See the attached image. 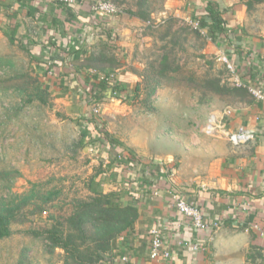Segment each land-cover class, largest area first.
Returning a JSON list of instances; mask_svg holds the SVG:
<instances>
[{"label":"crops","instance_id":"crops-1","mask_svg":"<svg viewBox=\"0 0 264 264\" xmlns=\"http://www.w3.org/2000/svg\"><path fill=\"white\" fill-rule=\"evenodd\" d=\"M92 1L82 0L78 8L72 9L58 0H0V39L29 51L45 88L71 112L77 107L76 98L80 101L95 79L91 71L95 68L72 60L75 49L82 47L90 52L114 35L121 46L118 53L124 56L119 60L125 63V54L135 40L132 25L142 22L124 15L96 14L91 10ZM189 4L194 5L191 14L201 13V0H189ZM230 5L227 10L221 7L229 22L222 36L224 42L216 40L212 48L217 54L224 51L230 55L241 79L264 88V37L248 32L246 4ZM49 62L52 75L47 71ZM121 66L114 70L117 83L129 91L137 76L125 64ZM217 107L228 109L232 128H252L255 139L234 146L227 139L208 136L200 124L180 122V131L149 134V141L163 144L166 140L175 148H153L150 142L148 149L140 146L131 154L120 142H99L101 134L93 123L80 124L84 130L79 132L87 133L80 142L91 148L93 159L102 165L92 186L104 192L127 191L124 202L134 203L140 211L132 230L118 237L114 263L264 264V101L251 95L248 100ZM120 153L133 160L129 168L119 161ZM144 177L156 183L155 189L146 191V185L139 186ZM133 180L138 184L133 186ZM174 191L197 205L207 220L220 221L221 227L207 232L195 229L175 207L171 195ZM154 227L162 230L170 257L150 258L149 233ZM122 256L129 260L121 262Z\"/></svg>","mask_w":264,"mask_h":264},{"label":"rangeland","instance_id":"rangeland-1","mask_svg":"<svg viewBox=\"0 0 264 264\" xmlns=\"http://www.w3.org/2000/svg\"><path fill=\"white\" fill-rule=\"evenodd\" d=\"M217 1L220 9L227 10V5L245 4L246 0ZM142 2L151 11L148 21L129 13L138 10ZM118 5L120 16L142 21L132 25L136 29L134 45L121 66L125 64L137 79L129 91L122 90V100L108 97L91 102V92L86 90L80 101L76 98L77 107L84 110L75 106L72 112L51 93L48 104L38 99L29 101L33 89L30 80L40 76L43 83L39 69L32 64L29 51L0 39V171L17 169L20 173L9 179L0 176V202L28 191L32 183H40L44 190L62 189L61 199L68 202L90 193L87 185L92 178H99L102 165L93 159L91 148L80 142L83 118L91 117L102 133L106 131L128 153L134 154L140 146L148 149L150 142L153 148H175L166 140L163 144L149 141V134L180 131V122L203 127L213 110L222 109L217 106L237 102L229 93L203 86L205 79L221 77L238 87L227 66L218 60L208 30L195 29L186 20L188 16L195 18L189 0H123ZM245 20L249 33L264 37V2L257 5L253 14L246 11ZM114 42L119 47L118 57L123 59L122 53H118L120 44ZM163 61L169 62L173 70L152 91L144 83L143 74L151 63L159 68ZM210 103L219 105L210 108ZM98 106L100 111L96 114L94 109ZM136 181L133 180V186L138 184ZM55 209L47 207L40 217L28 213L25 222L14 223L12 235L0 240V264H18L23 252L29 264H64L63 249L52 251L46 239L31 232H41L49 226L50 214Z\"/></svg>","mask_w":264,"mask_h":264},{"label":"trees","instance_id":"trees-1","mask_svg":"<svg viewBox=\"0 0 264 264\" xmlns=\"http://www.w3.org/2000/svg\"><path fill=\"white\" fill-rule=\"evenodd\" d=\"M112 1L117 4L123 3V0ZM201 1L203 2L201 13L192 15L200 20L202 28L208 30L213 41L223 39L222 36L226 35L229 22L223 16L219 2L217 0ZM263 2L264 0H246L247 12L253 14L257 5ZM138 8L135 11L130 10L129 13L145 21L150 20L151 11L146 3H139ZM114 38H116L114 35H109L108 40L98 43L97 48L91 49L90 52L86 48H76L72 60L80 61L82 66L92 67L103 73L114 71L122 65L117 55L119 47L114 44ZM31 58L34 59L33 56ZM171 70L173 69L167 61H163L159 68L155 63H151L150 69L143 74L144 83L151 86L154 91ZM40 80V76L30 80L29 85L33 89L29 94V101L38 99L41 103L48 104L50 92ZM203 86L217 92L229 93L238 99L237 101L248 100L251 96L246 88L232 86L229 79L223 80L221 77L207 78ZM111 87L119 91L114 96L121 98L123 86L120 83L111 85L105 78L95 75V79L86 89L91 92L88 101L101 102L112 97ZM149 93L151 92L149 91ZM83 121L93 123L91 117L81 122ZM99 126V124L96 126L97 131L101 134L99 142L106 144L107 139L109 142H113L112 144L119 142L105 133L106 131L103 130L102 133ZM85 131L81 132L82 138L87 134ZM119 155V161L129 168L133 160L123 153ZM19 174L17 169L0 171V176L7 179ZM93 181L92 178L89 186L87 185L90 192L88 195L73 197L70 202L61 199L62 189L44 190L40 183H32L28 191L14 194L8 200H2L0 202V240L12 235V225L16 222H25L28 213L40 217L47 211V207H55V211L50 214L52 223L43 228L41 232H31L46 239L52 251L56 248L63 249L64 264H116L113 259L116 254L114 251L116 241L118 237L126 235L132 230L139 219L140 211L134 203L124 202L123 198L128 194L127 191L104 192L92 186ZM153 184L144 177L139 186L146 185L145 190L152 191L150 186ZM109 259H111V263H107ZM18 264H29L25 252L22 253Z\"/></svg>","mask_w":264,"mask_h":264},{"label":"built area","instance_id":"built-area-1","mask_svg":"<svg viewBox=\"0 0 264 264\" xmlns=\"http://www.w3.org/2000/svg\"><path fill=\"white\" fill-rule=\"evenodd\" d=\"M60 3L66 4L67 6L76 9L78 8L82 0H58ZM91 10L100 15L115 17L121 13L120 6L112 0H93L91 3ZM189 24L198 30H203L200 20L192 17H185ZM218 60L223 62L230 73L232 74V80L234 85L238 87L246 88L249 93L257 100L264 101V88L241 79L239 74V68L232 60L229 54L224 51L219 52ZM51 62L47 64V71L50 75L54 73L51 68ZM99 78H105L111 85L117 83V72L111 71L109 73H103L96 69L91 70ZM112 97H115L119 91L117 89L110 88ZM118 98V97H115ZM122 98V97H121ZM100 106V105H99ZM94 109L97 114L100 111V107ZM203 131L210 137L213 138H224L227 139L234 146H241L249 141L255 139V131L246 126L241 125L236 128H232L228 121V109H216L213 110L207 117V121L203 126ZM156 183L150 186L151 189H155ZM172 200L175 207L191 221L193 227L201 232H207L210 228H220L221 223L218 220L210 221L207 220L202 210L195 204L189 202L184 196L178 191L172 192ZM150 258L159 259L161 257H170L171 251L167 247L162 230L159 227H154L150 230ZM196 247V246H195ZM127 256L121 257V262L126 263L128 261Z\"/></svg>","mask_w":264,"mask_h":264},{"label":"water","instance_id":"water-1","mask_svg":"<svg viewBox=\"0 0 264 264\" xmlns=\"http://www.w3.org/2000/svg\"><path fill=\"white\" fill-rule=\"evenodd\" d=\"M107 263H111V259H109V260L107 261Z\"/></svg>","mask_w":264,"mask_h":264}]
</instances>
